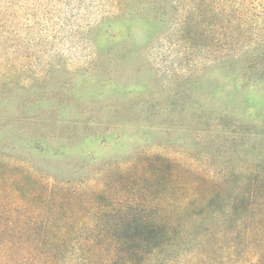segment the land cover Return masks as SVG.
Segmentation results:
<instances>
[{"label":"rangeland","instance_id":"374dc122","mask_svg":"<svg viewBox=\"0 0 264 264\" xmlns=\"http://www.w3.org/2000/svg\"><path fill=\"white\" fill-rule=\"evenodd\" d=\"M185 4L0 0V155L80 179L139 152L200 149L212 161L207 152L226 141L219 134L237 130L252 134L245 149L264 147V83L209 66L210 45L194 47L181 32ZM253 6L264 12V0ZM261 17L251 20L254 41L264 38ZM218 20L202 31L217 54Z\"/></svg>","mask_w":264,"mask_h":264},{"label":"trees","instance_id":"16d2710c","mask_svg":"<svg viewBox=\"0 0 264 264\" xmlns=\"http://www.w3.org/2000/svg\"><path fill=\"white\" fill-rule=\"evenodd\" d=\"M253 1L185 0L181 32L210 45L209 66L262 85L264 38L250 31L264 12ZM208 17L220 22L219 54L202 32ZM247 135L219 134L226 141L206 151L212 161L200 149L139 152L80 179L0 155V264H264V147L245 149Z\"/></svg>","mask_w":264,"mask_h":264}]
</instances>
